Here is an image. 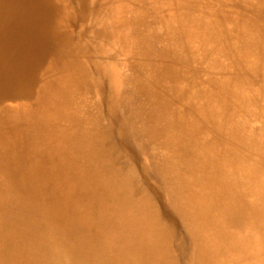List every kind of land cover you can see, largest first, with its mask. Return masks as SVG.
<instances>
[{
	"label": "bare ground",
	"instance_id": "obj_1",
	"mask_svg": "<svg viewBox=\"0 0 264 264\" xmlns=\"http://www.w3.org/2000/svg\"><path fill=\"white\" fill-rule=\"evenodd\" d=\"M258 8L209 38L214 60L227 54L224 42L240 51L219 69L178 63L176 44L164 49L174 61L166 85L150 25L126 19L129 69L115 76L102 114L57 4L0 0V264H264V114L247 110L252 95L238 109L227 103L248 84L223 80L264 44ZM205 20L193 26L206 47ZM147 171L173 216L142 183Z\"/></svg>",
	"mask_w": 264,
	"mask_h": 264
},
{
	"label": "rangeland",
	"instance_id": "obj_2",
	"mask_svg": "<svg viewBox=\"0 0 264 264\" xmlns=\"http://www.w3.org/2000/svg\"><path fill=\"white\" fill-rule=\"evenodd\" d=\"M53 2L57 4L61 15L69 24L72 39L77 46L76 49L83 57V62L86 63L87 70L92 77L91 88L99 99L102 114L108 112L107 104L110 91L113 88L115 90L113 84L115 76L129 69L125 60L129 57L127 52L131 51L132 28L129 25L122 27L126 19L139 20L140 24L145 22V26L150 25L149 35H153L159 41H154V44L159 47V62L157 61L158 65L155 69L159 67V83L166 85L164 72L174 66V61H164L162 58L164 49L167 51L166 48L176 44L177 48H183L178 63L187 61L189 66H203L204 71L212 70L213 67L219 69V66L224 63L222 58L226 57L227 60V57L235 56L240 51L236 46L226 47L227 44L224 42L219 46H223V53L226 49L227 54H222L221 59L214 60L207 49L208 43L211 42L209 38L216 37L219 34V29L227 32V29L224 28L237 20L239 21L246 7L256 9L259 6V14H264V0H53ZM188 17L190 21L187 22ZM203 17L213 30L210 37L206 38V47L205 37L199 36L201 31L195 33L194 30L198 29L193 26L200 23L198 21ZM186 25H188V29L185 27ZM92 39H95L98 44H93ZM255 45L248 52V65L244 68L243 65L239 69L229 66L227 71H224L223 80L232 85L237 84L239 80L240 83L247 82L248 86L242 87L243 90H240L241 93H238L235 98L231 99L229 95L226 97L227 103L228 101L236 102L234 106L238 109L245 103L247 97L252 95L253 101L246 106L247 110L255 109L256 116L260 118V115L264 114V85L260 82L261 77L257 67L264 70V44L256 42ZM258 57L261 61L263 60L260 64L254 61ZM192 78L196 77L192 76ZM255 82L257 86L253 87ZM169 93L168 97L173 98L172 91ZM258 117L255 118L260 124L263 121ZM118 123H113V128H117ZM117 142L120 146H124L128 152L133 153L136 166L143 163V159L133 151L134 148L130 141L128 142L126 138L118 135ZM141 177L142 183L147 187L156 205L159 206L160 212L166 217V214L172 215V210L164 202L159 191L160 178L152 171H147ZM177 233L179 236H184V230L180 223L177 226ZM178 235L176 234L175 240L179 239ZM179 245L183 258L187 259L191 252L189 241H181ZM179 264H184L182 257Z\"/></svg>",
	"mask_w": 264,
	"mask_h": 264
}]
</instances>
